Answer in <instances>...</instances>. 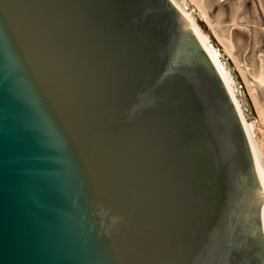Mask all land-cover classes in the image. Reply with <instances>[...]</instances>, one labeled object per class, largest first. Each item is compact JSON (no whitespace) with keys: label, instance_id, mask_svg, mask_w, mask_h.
I'll return each instance as SVG.
<instances>
[{"label":"water","instance_id":"95a60500","mask_svg":"<svg viewBox=\"0 0 264 264\" xmlns=\"http://www.w3.org/2000/svg\"><path fill=\"white\" fill-rule=\"evenodd\" d=\"M256 188L171 0H0V264H264Z\"/></svg>","mask_w":264,"mask_h":264},{"label":"rangeland","instance_id":"374dc122","mask_svg":"<svg viewBox=\"0 0 264 264\" xmlns=\"http://www.w3.org/2000/svg\"><path fill=\"white\" fill-rule=\"evenodd\" d=\"M201 2L198 6L188 0L187 7L232 75L235 95L246 120L254 123V136L264 155V83L255 78L264 60V0Z\"/></svg>","mask_w":264,"mask_h":264},{"label":"bare ground","instance_id":"6f19581e","mask_svg":"<svg viewBox=\"0 0 264 264\" xmlns=\"http://www.w3.org/2000/svg\"><path fill=\"white\" fill-rule=\"evenodd\" d=\"M175 6L180 10V12L183 15V18L190 24V26L193 28L194 33L196 34V36L198 37L199 41L201 42V44L203 45V47L205 48V50L207 51V53L209 54V56L211 57L215 67L217 68L225 86L227 87V90L233 100V102L235 103V106L238 110L239 116L241 118L243 127L245 129V132L247 134V138L250 144V148H251V152H252V156H253V161L256 167V173H257V177L259 179L260 182V189L257 191L262 207H263V211H264V163H263V153L261 152V149L257 143V140L255 139V132H254V123L253 122H248L242 112L241 109V105L240 102L238 100V98L235 95V88L233 86V78L232 75L230 74L229 70L226 68V66L224 65V63L221 61L220 57H219V53L217 51V49L212 45V43L209 41V37L201 30V28L199 27V24L196 22L194 16L192 15V12L188 9L187 5H188V0H171ZM194 4L196 3L198 6L200 3H202V0H191ZM191 3V4H193ZM193 4V7H195ZM195 4V5H196ZM190 5V4H189ZM188 5V6H189ZM201 7V6H200ZM191 8V7H190ZM193 10V9H192ZM201 10V9H200ZM202 16L207 17L205 12H202ZM201 16V17H202ZM232 40V39H231ZM244 40V39H242ZM229 41V40H228ZM233 42V41H232ZM238 42V40H237ZM229 43V42H228ZM240 44V43H239ZM246 44V43H245ZM244 44V45H245ZM232 45V44H231ZM241 45V44H240ZM233 46V45H232ZM243 46V45H242ZM246 47V46H245ZM230 48V46H229ZM243 48V47H242ZM232 49V48H231ZM235 56V55H234ZM241 57V55H240ZM236 58V57H235ZM264 58V57H263ZM239 60V59H238ZM242 60V59H241ZM238 62V61H237ZM261 63V62H260ZM239 64V62H238ZM261 67L259 68V72L258 74L255 76V78L260 82V83H264V60L262 61V63L260 64ZM242 66V65H241ZM244 67V66H243ZM247 68V67H246ZM245 69H243L244 71ZM247 70V69H246ZM245 72V71H244ZM249 72V71H247ZM255 80V79H254ZM256 80V81H257ZM253 82V81H252ZM254 84H256L254 82ZM258 85V83H257ZM256 86V85H255ZM259 86V85H258ZM260 87V86H259ZM262 87V86H261ZM263 88V87H262ZM264 89V88H263ZM264 91V90H263ZM262 91V92H263ZM264 93V92H263Z\"/></svg>","mask_w":264,"mask_h":264}]
</instances>
